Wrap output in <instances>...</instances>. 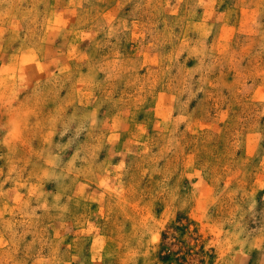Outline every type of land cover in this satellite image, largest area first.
Instances as JSON below:
<instances>
[{"label":"rangeland","instance_id":"374dc122","mask_svg":"<svg viewBox=\"0 0 264 264\" xmlns=\"http://www.w3.org/2000/svg\"><path fill=\"white\" fill-rule=\"evenodd\" d=\"M0 264H264V0H0Z\"/></svg>","mask_w":264,"mask_h":264}]
</instances>
